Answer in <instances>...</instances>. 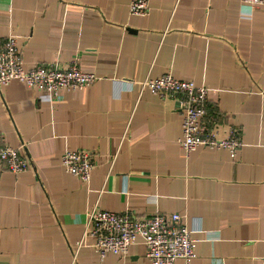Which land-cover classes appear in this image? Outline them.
I'll list each match as a JSON object with an SVG mask.
<instances>
[{
	"label": "crops",
	"instance_id": "crops-1",
	"mask_svg": "<svg viewBox=\"0 0 264 264\" xmlns=\"http://www.w3.org/2000/svg\"><path fill=\"white\" fill-rule=\"evenodd\" d=\"M0 0V45L16 36L23 67L74 60L95 81L56 98L13 80L0 87V144L27 170L0 172V264H152L142 244L101 256L86 236L95 207L178 213L194 232L189 264H264V4L242 0ZM170 73L210 87L206 120L243 144L186 152L182 112L146 78ZM92 151L88 184L61 165ZM174 264H185L176 259Z\"/></svg>",
	"mask_w": 264,
	"mask_h": 264
},
{
	"label": "built area",
	"instance_id": "built-area-1",
	"mask_svg": "<svg viewBox=\"0 0 264 264\" xmlns=\"http://www.w3.org/2000/svg\"><path fill=\"white\" fill-rule=\"evenodd\" d=\"M263 4L264 0H242L241 14L250 15L255 7ZM127 5L131 14L144 15L149 10L148 0H128ZM95 79L94 74L81 71L76 60L67 68L54 62L25 69L14 34H9L0 45V87L17 80L53 99L62 91L88 86ZM145 88L161 98L175 100L182 112V136L178 143L186 152L205 146L225 148L231 157L236 155L237 148L243 144L240 131L232 128L227 138H218L205 119L209 86L178 80L167 73L143 80L141 89ZM92 155V151L85 149L65 150L61 165L67 173L88 184ZM29 166V160L20 154L19 147L0 144V172L19 173ZM85 215V230L77 244L80 246L86 236H91L101 256L107 252L124 255L132 244L140 243L152 264H174L178 258L189 264L195 257L193 233L200 229L188 227L178 213L154 212L136 216L128 210L116 212L95 207Z\"/></svg>",
	"mask_w": 264,
	"mask_h": 264
}]
</instances>
